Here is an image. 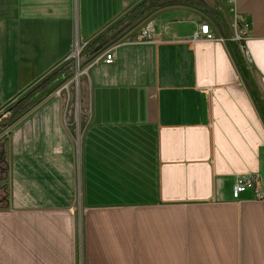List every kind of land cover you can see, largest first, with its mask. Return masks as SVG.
Masks as SVG:
<instances>
[{
  "label": "crops",
  "instance_id": "0c3cea01",
  "mask_svg": "<svg viewBox=\"0 0 264 264\" xmlns=\"http://www.w3.org/2000/svg\"><path fill=\"white\" fill-rule=\"evenodd\" d=\"M230 9L248 39L194 40L232 37ZM77 40H110L87 59L80 155L58 100L9 128L0 264H264V0H0V114Z\"/></svg>",
  "mask_w": 264,
  "mask_h": 264
},
{
  "label": "rangeland",
  "instance_id": "374dc122",
  "mask_svg": "<svg viewBox=\"0 0 264 264\" xmlns=\"http://www.w3.org/2000/svg\"><path fill=\"white\" fill-rule=\"evenodd\" d=\"M106 38L107 36L103 35L98 39V42H101ZM96 45V43L92 45L89 44V47L83 50L79 59L67 58L59 70L51 76L50 82L52 85L49 91H47L40 99H48L47 101L50 102L58 100L62 103L61 117L63 118L65 126L71 132L73 150L75 153L78 151L79 155L81 152L82 138L88 118L90 102L88 79L89 68L87 67V59L96 52ZM94 49L95 51H93ZM92 51L93 53H91ZM15 111L16 108L13 110L6 109L0 114V207L7 205V198H9L10 193V182L12 180L10 173L11 157H13L14 152L10 146L11 133H9V128L20 116L19 115L15 119L11 120ZM73 161L74 167L77 169L78 158L76 154ZM4 168L6 170L3 173L1 172V169ZM74 181L75 185L78 186L76 174ZM76 193L75 200L77 202H75V208L79 211V195Z\"/></svg>",
  "mask_w": 264,
  "mask_h": 264
},
{
  "label": "built area",
  "instance_id": "2783aa9c",
  "mask_svg": "<svg viewBox=\"0 0 264 264\" xmlns=\"http://www.w3.org/2000/svg\"><path fill=\"white\" fill-rule=\"evenodd\" d=\"M229 11L234 14V20L231 22L232 37L230 38H226L224 36L217 37L208 24H203L201 25L200 32L195 35L194 40L196 41L202 39L205 41H218L222 43H227L228 41H230V42H236L242 44L246 39L250 37L251 26L247 22L241 24L237 18V14L235 13L234 9H230ZM152 37H153V29L152 26L149 25L136 37V39L151 40ZM87 47H89V43L77 40L74 44L73 50L68 56V59L71 58L79 59L81 53ZM103 60L106 64H112L115 60V54L112 51H109L105 53V55L103 56ZM256 185L257 183L253 179H249L246 181H239L234 188V192L237 196L246 188H252L255 187Z\"/></svg>",
  "mask_w": 264,
  "mask_h": 264
},
{
  "label": "trees",
  "instance_id": "16d2710c",
  "mask_svg": "<svg viewBox=\"0 0 264 264\" xmlns=\"http://www.w3.org/2000/svg\"><path fill=\"white\" fill-rule=\"evenodd\" d=\"M50 81H51V77L44 80L37 87H35L28 95H26L25 97L20 99L17 103L12 105L9 108V110H13L16 108V111L14 112L11 120L15 119L16 117L24 113L26 110L31 108L34 104H36L46 94V92L49 91L52 85ZM5 170H6L5 168L1 169V172L4 173Z\"/></svg>",
  "mask_w": 264,
  "mask_h": 264
},
{
  "label": "water",
  "instance_id": "95a60500",
  "mask_svg": "<svg viewBox=\"0 0 264 264\" xmlns=\"http://www.w3.org/2000/svg\"><path fill=\"white\" fill-rule=\"evenodd\" d=\"M110 42V40L109 41H106L105 43H103L102 45H100L98 48H97V52L98 51H100V50H102L103 48H104V46L106 45V44H108Z\"/></svg>",
  "mask_w": 264,
  "mask_h": 264
}]
</instances>
